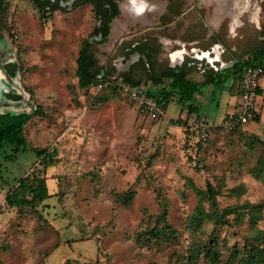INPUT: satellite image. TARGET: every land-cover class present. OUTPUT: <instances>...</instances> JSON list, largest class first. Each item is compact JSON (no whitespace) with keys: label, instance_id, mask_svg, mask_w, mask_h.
<instances>
[{"label":"rangeland","instance_id":"1","mask_svg":"<svg viewBox=\"0 0 264 264\" xmlns=\"http://www.w3.org/2000/svg\"><path fill=\"white\" fill-rule=\"evenodd\" d=\"M170 1L175 12L162 19ZM128 2L135 10L133 0L121 2V14L103 42L95 33L100 21L89 3L58 10L49 19L41 18L31 0L0 5V37L17 56L21 92L26 93L24 100L10 105L30 113L37 107L43 111L26 125L30 148L14 162L0 159L2 264L185 262L201 234L189 229V220L201 204L209 208L203 194L209 183L216 187L222 208L248 202L262 206L258 232L251 231L247 219L241 226L217 228L227 245L219 264H244L230 252L255 239L264 248V98L257 115L233 130L223 128L215 111H209L213 134L198 144L184 122L206 116L204 111L189 114L173 96L166 117L150 118L114 89L122 79L113 78L125 74L132 53L147 62L149 55L163 69L173 67L171 55L186 49L189 54L181 67L185 73L211 79L217 72L202 52L217 42L227 52L224 63L216 66L221 72L230 70L236 57L250 58L262 43L264 0H150L149 10L140 14L129 12ZM86 45L96 73L104 77L103 89L113 88L92 105V88L99 83L86 94L76 74ZM147 69L139 65L136 71L146 74ZM143 83L142 89H149L147 80ZM235 96L232 89V102H224L227 107L238 103ZM177 122L182 127L175 126ZM31 148L58 153V162L46 171L52 197L39 207L42 219L32 211L20 214L5 206L15 179L42 169ZM128 191L134 193L132 200L117 202L116 194ZM165 212L177 236L138 243L137 234L148 224L159 227L158 218ZM204 229L211 231L214 225L208 222ZM198 264L210 262L202 256Z\"/></svg>","mask_w":264,"mask_h":264},{"label":"trees","instance_id":"2","mask_svg":"<svg viewBox=\"0 0 264 264\" xmlns=\"http://www.w3.org/2000/svg\"><path fill=\"white\" fill-rule=\"evenodd\" d=\"M40 11H42L40 9ZM98 13L100 11L98 10ZM43 14L41 18H44ZM104 33L103 40L106 41L109 37V24L110 18L104 19ZM142 62V61H140ZM150 63V71L147 70L146 74L138 73L136 71V64H134L130 71L123 77V81L131 86L138 87L141 90L144 86L143 79L151 84L149 89L143 90L150 97L159 100L164 104L165 109L168 108L173 100V96H177V102L184 107L189 108L190 113L199 114L198 107L196 106V98L202 94L203 91L209 86H214L217 90L221 89L223 84L235 77L241 69L238 64L233 65L230 70L224 71L221 74L214 75L211 79H205L203 82H195L187 78L185 71L180 68L165 67L162 69L154 63L151 57H148ZM78 68L76 71L78 77V86L84 93L98 83H103L104 77L96 73V61L90 52V45H86L80 51L77 61ZM245 66H262L264 67V44L260 48L253 59L248 60ZM237 77V75H236ZM235 77V78H236ZM240 78V74H239ZM104 88V87H103ZM94 89V87L92 88ZM110 89H102L99 93L94 94L89 98V105L99 101L105 92ZM117 91L124 93L120 86H115ZM125 94V93H124ZM126 95V94H125ZM43 111L41 107L32 113H5L0 114V159L3 158L8 162L17 160L21 151H26L30 147L29 141L25 135L26 125L29 121L38 116H42ZM181 126V123H176ZM187 123L184 122V125ZM236 129V128H235ZM190 138H196L198 144L203 143L197 130L187 129ZM37 154L38 163L42 169H35L26 176L15 179L16 184L11 186L6 193L5 206L11 209H16L18 213L24 214L32 211L39 219H42L39 207L43 205L48 199L52 197L47 184L46 171L55 166L58 162L57 151L50 148H31ZM2 164H0V172ZM133 192H123L116 194L117 202L128 203L133 198ZM206 203L209 205L207 208L201 204L196 211V214L190 218L188 227L192 232H200V238L194 240V251L187 261L179 264H198L201 257L208 260L210 264H219L227 245L225 241H220V234L217 231L219 226L236 225L241 226L245 223L246 219L249 223L251 231L258 232V225L262 214L261 205H253L250 202L238 207L222 208L219 202V193L215 186L211 183L208 184L207 190L203 193ZM167 213L165 212L158 218L159 227L153 228L147 225L144 232L137 234L138 243L143 242H162L171 240L177 236L174 227L166 221ZM210 222L214 225V229L207 231L204 229L205 225ZM201 235L207 236L206 240L201 238ZM256 238V237H255ZM247 242L241 249L231 251V256L240 257L244 264H264V248L259 244L260 242ZM0 264L2 261L0 259Z\"/></svg>","mask_w":264,"mask_h":264},{"label":"flooded vegetation","instance_id":"3","mask_svg":"<svg viewBox=\"0 0 264 264\" xmlns=\"http://www.w3.org/2000/svg\"><path fill=\"white\" fill-rule=\"evenodd\" d=\"M123 1L124 0H31V2L34 4V6L39 10L40 15L41 16L43 14L45 15V17L42 19L51 18L53 16V14L58 10H65L68 7L74 8V7H77V6L84 4V3L91 4L94 7L96 18L100 21L99 25L95 28V33L100 36L98 40L101 42L104 41L103 37H102L103 33L105 32L104 31V22H105L104 19H106L107 17L111 19V22L109 24V36H108V37H110L111 31H112V24H113L114 20L116 18H118L119 15L121 14L120 3ZM136 1L138 3L134 4L135 10L130 8L129 2H128L129 12H134L135 14H140V13H143L144 11L149 10V1L150 0H136ZM146 1L148 3V6L146 8H144L146 5ZM6 2H7V0H0V5L6 6ZM171 3H173V2L170 1L169 5L167 7V11L161 17L162 19H164L167 16H171L172 13L175 12V9H173V7L171 6ZM141 8H143V9H141ZM40 9L42 11H40ZM98 10L100 11V13H98ZM261 29H262V32H261V37H262L261 42L262 43H261V45H259V47H256L255 49L252 50V56L248 59L236 57L235 61H234V65L238 64L240 67H242L241 69H243L245 67V63L248 60L254 58L255 53H257V51H259L260 48L262 47V45L264 44V28L261 27ZM3 39L4 38L0 37V114H5V113H15V114L28 113V114H32L28 111L16 110L14 107H11L12 105H10L11 103L14 104L15 102L18 103V102H21L22 100H24L26 93L24 95V93L22 94V92H21V83H20V76H19L20 66H19L18 61H16L17 56L14 54L13 49L6 43V40L5 39L3 40ZM214 46L216 48V51L219 52V54L218 55L212 54L209 57L210 60L207 62V64L210 65V68L215 69V71L217 72V73H215V75H217V74H221L222 72L219 71V68L216 65L218 63H221V64L224 63L223 57L227 52V48L221 42L215 43ZM182 53H177L175 56L177 57L178 55H180ZM131 55L134 56L135 54L132 53ZM131 57L129 59H131ZM148 57H149V55H148ZM148 57H147V60H148ZM143 58H145V57L140 56V59L134 63V64L137 63L135 67L137 68L139 65H142V66L149 68L147 70L150 71V63L145 61ZM203 60L204 59H202L201 61H203ZM140 61H142V62H140ZM183 63H185V56H184V62ZM183 63L179 64L180 67L183 66ZM172 64H173V62H172ZM133 65H131L130 68H128L129 71ZM128 70L125 71V74L128 73ZM240 73H241V70L239 71L238 74H236L237 77L235 75L236 79L239 77ZM124 75L121 76L122 81H123ZM37 109H38V107H37Z\"/></svg>","mask_w":264,"mask_h":264},{"label":"built area","instance_id":"4","mask_svg":"<svg viewBox=\"0 0 264 264\" xmlns=\"http://www.w3.org/2000/svg\"><path fill=\"white\" fill-rule=\"evenodd\" d=\"M262 77H264V67L262 66H245L243 68L239 80V105L223 121V128L233 130L237 127H243L253 116L257 115V91ZM118 86L137 104L143 115L153 119L165 117L166 109L159 100L150 97L140 88L131 86L122 80L118 82ZM103 87V83L96 85L94 88L95 94L99 93ZM186 123L185 128L197 130L203 142H207L211 138L214 127L208 122L207 117L198 115L192 121Z\"/></svg>","mask_w":264,"mask_h":264},{"label":"crops","instance_id":"5","mask_svg":"<svg viewBox=\"0 0 264 264\" xmlns=\"http://www.w3.org/2000/svg\"><path fill=\"white\" fill-rule=\"evenodd\" d=\"M179 56H181V55H178L177 57H179ZM177 57H175V58L173 57L174 60H172V62H173L172 68L183 69L179 65L182 63L181 62L182 60L180 57H179V59ZM181 57H183V56H181ZM183 71H184V69H183ZM186 76L188 79L193 80L195 82H199V83H201L205 80V78L203 79V77L199 74H194V73L187 74L186 73ZM239 80H240L239 77L237 79L235 77H231V79L229 78V80L223 84L222 88L217 90V91L214 88V86L211 88L212 85L209 86L208 88H206L202 94L198 95V97L196 98V101H195L196 106L198 107V110H199V114H201V112L204 111L206 116H207V119H208L207 113L209 111H215V113H216L215 117H216L217 121H220V122L224 121L229 116L230 113H232L236 110V108L239 105ZM148 85H149L148 86V88H149L151 86V84H148ZM232 89L236 92L237 96H235L234 99L237 100L236 102H238V103L234 107H232V106L227 107L225 105V103H231L232 102V100L229 98V93L232 91ZM257 93H258V96H257V104H258V102L261 103L263 98H264L263 97V95H264V77H262V79L260 81ZM258 110H259V107H257V112H258ZM167 111H168V108L166 109V114H167ZM189 114H191V113L189 112ZM165 117H166V115H165ZM208 122H209V120H208ZM175 126H178V125H175ZM212 126L214 127V125H212ZM215 126H218V125H215ZM178 127H182V125L178 126Z\"/></svg>","mask_w":264,"mask_h":264},{"label":"water","instance_id":"6","mask_svg":"<svg viewBox=\"0 0 264 264\" xmlns=\"http://www.w3.org/2000/svg\"><path fill=\"white\" fill-rule=\"evenodd\" d=\"M196 51V50H195ZM183 52V53H182ZM177 53H182V54H180L181 56H183V57H181V56H179L180 58H181V62L183 63L184 62V56H185V54H189L188 52H187V50L186 49H182V50H179V51H177L175 54H177ZM174 54V55H175ZM212 54H214V55H218L219 54V52L218 51H216V48H215V46H213L209 51H203L202 52V55H203V57H205L206 59H207V61H209L210 60V56L212 55ZM174 55H171V58L174 60V58H173V56ZM140 54H138V53H136L134 56H132L131 57V59L128 61V67L130 68V66L131 65H133L135 62H137L139 59H140ZM179 57H177L178 59H179ZM179 63V62H178ZM123 75V73L122 72H118L115 76H113V78H115V79H118V78H120L121 76Z\"/></svg>","mask_w":264,"mask_h":264},{"label":"bare ground","instance_id":"7","mask_svg":"<svg viewBox=\"0 0 264 264\" xmlns=\"http://www.w3.org/2000/svg\"><path fill=\"white\" fill-rule=\"evenodd\" d=\"M134 1V4H137L138 2L136 0H133ZM241 17V16H240Z\"/></svg>","mask_w":264,"mask_h":264}]
</instances>
